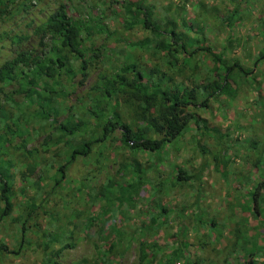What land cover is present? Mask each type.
<instances>
[{"label":"rangeland","instance_id":"1","mask_svg":"<svg viewBox=\"0 0 264 264\" xmlns=\"http://www.w3.org/2000/svg\"><path fill=\"white\" fill-rule=\"evenodd\" d=\"M145 3L153 10L151 29L132 22L138 0H8L0 19V65L21 50L44 49L49 40L36 28L63 4L85 31L88 76L78 60L75 78L49 80L46 88L57 92H44L55 100L49 115L39 112L35 97L19 82L0 81L6 111V119L0 114V166L10 175L14 203L13 214L0 223V243L7 246L0 264L264 263V211L254 214L251 195L264 181V60L255 66L264 50V0ZM171 28L184 44L178 51L166 44ZM15 35L25 37L21 44L12 41ZM236 60L251 74L233 71L225 92L201 106L208 97L203 85L221 80L225 64ZM128 62L152 70L153 79L143 80L147 88L196 89L198 105L185 110L197 120L160 151L132 150L116 130L94 142L88 156L69 163L65 178L55 184L70 148L99 134L103 119L112 116L92 113L102 76L122 73ZM111 101L122 121L145 123L138 102L121 93ZM67 121L89 128L70 135L59 128ZM8 123L20 131L6 134ZM134 159L145 170L141 179L130 165ZM177 168L192 178L179 181ZM1 183L0 171V188ZM55 235L58 240L51 242Z\"/></svg>","mask_w":264,"mask_h":264},{"label":"trees","instance_id":"2","mask_svg":"<svg viewBox=\"0 0 264 264\" xmlns=\"http://www.w3.org/2000/svg\"><path fill=\"white\" fill-rule=\"evenodd\" d=\"M8 0H0V19L7 11ZM137 12L130 14L133 23H138L145 28L151 29L155 27L152 19L153 10L145 3V0H138ZM36 32L47 38L49 41L43 43L44 49L39 53L36 51L21 50L16 56L0 65V81L3 84H11L16 81L22 87L27 88L35 97L34 102L38 103L39 112L49 115L51 107L55 104L54 96L45 97L44 92L47 90L50 93L57 94L56 90L48 86L49 80H54L56 76L66 75L73 79L77 76L75 68V61H81L80 71L84 78L88 76L87 60L84 57V29L81 25L75 23L68 15L66 7L62 4L57 8L48 19L36 28ZM167 47L174 51L179 50L180 46H184L183 42H179L177 32L174 29L168 31ZM12 38L14 43L21 44L25 37L15 35ZM140 45L145 46V43L139 42ZM264 60V50L260 52L259 57L255 62L257 66ZM216 62L221 61L220 57L215 59ZM225 73L221 80L208 82L203 85L208 97L201 103V106L207 107L210 97L224 93L226 84L230 80L231 74L239 70L240 73L249 76L251 71L246 69L238 60L234 65L225 64ZM122 73L116 72V76H102L103 85L100 87V99H96V104L92 105V113L94 116L99 115L100 112L108 111L112 113L111 117L103 119V124L100 128L99 134L94 137L82 141L79 146H72L69 150L70 159L66 164L60 165L53 177L55 184H60L65 178L67 166L69 163L75 161L80 156H88L91 153V146L94 142H102L106 140L116 130H121L122 143L132 150H151L160 151L166 142L173 141L184 132L189 122L197 120L195 113L187 112L186 107L191 105H198V92L196 89L181 90L177 86H169L163 88L161 85H155L147 88L144 84L146 76L148 81L153 79L152 70L149 73L143 70L135 62H128L125 66L120 68ZM32 73V75H30ZM132 75V77L130 76ZM160 79V78H159ZM121 93L132 102H138L141 113L140 116L145 122L143 125L130 124L124 122L119 118L117 111V103L112 105V97ZM55 109H58L55 107ZM0 114L2 119H6V111L0 103ZM83 121L78 123H71L70 121L62 122L59 128L70 135L76 134L78 131H85L89 125ZM20 131V128L14 130L11 125L6 124V134L14 135L15 132ZM87 131V130H86ZM152 133L161 135V138L152 137ZM21 135V134H20ZM3 136L0 137L2 139ZM30 158L33 153L28 152ZM6 164H9L6 161ZM1 165V164H0ZM134 174L138 179L142 178L145 172L141 163L134 159L130 163ZM34 162H29L28 168L31 172L35 170ZM177 179L179 181L190 180L192 175L185 170L177 168ZM1 188H0V223L7 220L14 211V203L11 199L12 185L10 182V175L5 168L1 169ZM140 180L136 183L138 184ZM135 183V182H134ZM40 184V183H39ZM38 184V186H39ZM130 186L124 189L128 200L132 195L129 190ZM128 194V195H127ZM253 198L254 214L258 215L264 211V181L259 182L256 188L251 192ZM161 212H167L165 207H161ZM159 219V218H158ZM159 221L156 218V222ZM213 224H215L213 222ZM26 235V225L22 224V238L21 244ZM59 236H53L50 241L58 240ZM48 245V244H47ZM7 246L0 243V251L5 252ZM62 250V248H61ZM59 250V252H61ZM19 251H16L18 253ZM182 252V250H181ZM146 255L143 256L145 258ZM256 261L252 259L248 264H255ZM264 264V263H263Z\"/></svg>","mask_w":264,"mask_h":264}]
</instances>
